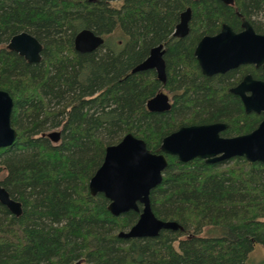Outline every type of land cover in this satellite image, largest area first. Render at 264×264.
I'll list each match as a JSON object with an SVG mask.
<instances>
[{
	"label": "trees",
	"instance_id": "trees-1",
	"mask_svg": "<svg viewBox=\"0 0 264 264\" xmlns=\"http://www.w3.org/2000/svg\"><path fill=\"white\" fill-rule=\"evenodd\" d=\"M185 6L192 10L190 32L177 39L171 32ZM234 10L264 34V21L255 17L264 13V0H233L232 6L218 0H0V89L12 99L9 122L16 131L12 144L0 148V185L21 204L18 216L0 204V264H247L253 246L264 247V163L238 156L180 162L167 154L162 179L149 191L150 207L181 229L154 237H118L138 212L113 216L101 193L87 191L104 147L125 133L158 152L160 139L181 125L223 122L221 136L256 127L261 113H245L227 88L243 72L264 80V70L245 64L226 77H207L193 56L201 35L221 23L238 29ZM83 28L103 43L79 53L72 39ZM20 31L41 44L38 62L6 49ZM158 43L164 44L165 82L153 69L130 73ZM162 88L171 95L170 109L148 111L146 100ZM51 128H59L56 145L45 137Z\"/></svg>",
	"mask_w": 264,
	"mask_h": 264
},
{
	"label": "water",
	"instance_id": "water-1",
	"mask_svg": "<svg viewBox=\"0 0 264 264\" xmlns=\"http://www.w3.org/2000/svg\"><path fill=\"white\" fill-rule=\"evenodd\" d=\"M232 3V0H222ZM189 8L179 14L172 35L183 36L187 30ZM103 43L100 35L83 28L72 39L77 52H91ZM6 49L17 53L26 62L40 60L41 44L29 33L20 31L9 37ZM162 45L149 49L147 56L130 69V73L153 69L158 81L165 79ZM193 55L202 75L223 73L241 64L261 66L264 70V34L256 33L250 23L242 18L240 30L235 32L222 24L213 35H204L196 43ZM229 92L237 95L245 113H261L262 119L251 131L233 136H221L226 123L211 122L181 125L160 139L158 152L147 149L145 142L130 133H125L113 144L104 147L99 166L87 181L90 195L101 193L107 199L106 209L117 216L129 210L138 212L134 223L126 230H119L121 238L154 237L160 230H177L181 226L171 220L157 218L150 207L149 191L162 179L167 165L166 155H173L180 162L193 158L205 163L222 162L233 157H243L249 162L264 163V80L245 74ZM166 93L155 92L145 102L148 111L164 112L170 109ZM12 99L0 89V148L8 147L15 139L16 131L9 118ZM51 142H56L59 131L45 133ZM0 204L11 214L21 213L20 202L9 197L0 185ZM140 205V207H138Z\"/></svg>",
	"mask_w": 264,
	"mask_h": 264
},
{
	"label": "flooded vegetation",
	"instance_id": "flooded-vegetation-1",
	"mask_svg": "<svg viewBox=\"0 0 264 264\" xmlns=\"http://www.w3.org/2000/svg\"><path fill=\"white\" fill-rule=\"evenodd\" d=\"M191 1H193V2H197L198 0H191ZM218 1H220L223 5H225V6H232L233 5V0H232V3H225V2H223L222 0H218ZM186 8H189V18H188V21H187V30H186V33H184L183 34V36H173L172 35V32H171V36L172 37H174V38H177V39H180V38H183V37H185L189 32H190V26H189V24H190V18H191V14H192V10H191V7L190 6H185L181 11H179L178 12V18H177V22H178V19H179V14L181 13V12H183ZM235 11V10H234ZM235 14L239 17V19H240V23H241V20H242V18L243 17H241V14L238 12V11H235ZM176 22V23H177ZM175 23V24H176ZM222 24H226V23H221L220 24V27H221V25ZM175 26V25H174ZM229 26V25H228ZM220 27H219V29H220ZM174 28V27H173ZM218 29V30H219ZM232 29V28H231ZM217 30V31H218ZM233 30V29H232ZM240 30V24H239V27H238V29L237 30H233V31H235V32H237V31H239ZM173 31V30H172ZM216 31V32H217ZM216 32H214V33H212V34H204V35H213V34H215ZM204 35H201L199 38H198V40L202 37V36H204ZM197 40V41H198ZM197 41H196V43H197ZM196 43H195V45H196ZM158 44H161L162 45V47H161V49L163 50V53H162V59H163V54H164V44L163 43H158ZM157 45V44H156ZM155 45V46H156ZM194 45V46H195ZM153 47V46H152ZM151 48V47H150ZM149 48V49H150ZM194 49V48H193ZM149 51V50H148ZM79 53H81V52H79ZM82 53H85V52H82ZM194 56V55H193ZM195 58V57H194ZM163 62H164V60H163ZM165 64V63H164ZM243 65H245V64H241V65H238L237 67H235V68H232V69H236V68H239V67H241V71H242V69H244V67H243ZM249 65H252L254 68H258V67H261V66H257V67H255L253 64H249ZM240 69V68H239ZM239 69H238V71H239ZM229 70H231V69H229ZM229 70H227V71H229ZM164 71H165V66H164ZM227 71H225V72H227ZM225 72H223V73H215V74H212V75H209V76H207V77H210V76H215V75H224V73ZM245 74H250L249 72H243L242 74H241V76L239 77V79L237 80V81H235L234 83H233V85L232 86H230V87H228L227 88V90H228V92H229V88H231V87H233L234 85H236L241 79H242V77L245 75ZM251 75V74H250ZM204 76H206V75H204ZM225 76V75H224ZM216 77V76H215ZM226 77V76H225ZM251 77H253L252 75H251ZM218 78V77H217ZM254 78V77H253ZM165 79H166V75H165ZM165 79H164V81L163 82H161V81H159L160 83H164L165 82ZM256 79V78H255ZM262 80V79H261ZM162 89H164V88H162ZM162 89H160L161 91H162ZM165 90V89H164ZM166 91V90H165ZM165 93V92H164ZM231 93V92H230ZM166 94H167V96H168V99H169V102H170V104L172 103V99H171V95L166 91ZM234 95V94H233ZM236 97H238L237 95H235ZM239 98V97H238ZM239 100H240V98H239ZM240 102H241V100H240ZM10 197V196H9ZM11 198V197H10ZM13 215V214H12ZM20 215V214H19Z\"/></svg>",
	"mask_w": 264,
	"mask_h": 264
},
{
	"label": "rangeland",
	"instance_id": "rangeland-1",
	"mask_svg": "<svg viewBox=\"0 0 264 264\" xmlns=\"http://www.w3.org/2000/svg\"><path fill=\"white\" fill-rule=\"evenodd\" d=\"M112 4L118 5L119 2L113 1ZM255 17H256V19L264 21V13L263 12L257 13V15ZM116 37H117L116 33L114 34V36L112 35V39L113 40L115 39L116 41H118V39ZM162 91L166 93V91L164 89H162ZM50 131H59V128L48 129L47 131H45V133L50 132ZM48 141L52 145H56L59 143L60 137L56 142H51L50 140H48ZM1 176H2V173L0 172V177ZM263 262H264V247L260 246L259 244H255L253 246L252 250L247 255L246 263L247 264H262Z\"/></svg>",
	"mask_w": 264,
	"mask_h": 264
}]
</instances>
